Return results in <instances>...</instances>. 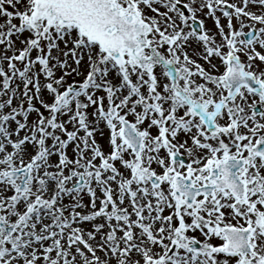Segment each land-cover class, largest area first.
Instances as JSON below:
<instances>
[{"label": "snow or ice", "instance_id": "6c2138e0", "mask_svg": "<svg viewBox=\"0 0 264 264\" xmlns=\"http://www.w3.org/2000/svg\"><path fill=\"white\" fill-rule=\"evenodd\" d=\"M0 264H264V0H0Z\"/></svg>", "mask_w": 264, "mask_h": 264}]
</instances>
